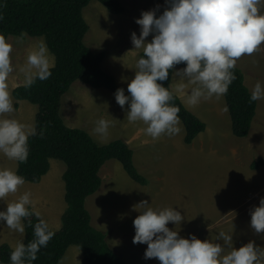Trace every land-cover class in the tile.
I'll use <instances>...</instances> for the list:
<instances>
[{
    "label": "rangeland",
    "instance_id": "374dc122",
    "mask_svg": "<svg viewBox=\"0 0 264 264\" xmlns=\"http://www.w3.org/2000/svg\"><path fill=\"white\" fill-rule=\"evenodd\" d=\"M120 1L125 10L119 15L110 14L96 0L89 2L82 10V17L88 25L83 42L92 53L105 54L102 70L113 76L117 87L123 88L128 95L127 84L134 78L136 60L142 52L134 50L130 39L133 32L139 36L140 26L135 20L148 10L156 9L157 15H160L167 5L165 0ZM14 37L7 38L13 43L11 55L16 69L9 77L11 95L16 87L23 85L19 67L25 62L29 48L42 38L27 36L24 44L17 45ZM151 39V35L146 38L148 42ZM253 55L255 60L257 56L262 60L256 67V73L258 80L264 82V45ZM176 69L182 68L175 67L173 71ZM250 72L255 71L250 68ZM175 87L172 75L171 91H175ZM173 93L180 95L184 107L205 124V131L189 145L183 142V125V131L172 138L163 136L152 140L145 135L142 122H128V105L122 109L114 94L105 89H93L76 81L62 96L60 117L64 124L68 128L87 132L99 145L115 140L128 144L137 172L148 182L146 186H140L127 176L118 161H107L99 171L100 188L85 200L92 227L105 234L107 244L126 264H159L155 258H144L146 244L133 243V220L139 215L133 206L140 201H148L153 208L174 207L179 211L184 220L175 230H179L183 238H189L191 234L201 241H215L219 232H229L233 227V247L239 248L249 240L264 247V233L256 234L252 230L249 215L264 197V100H260V120L257 118L256 127L254 116L248 135L237 138L231 133L228 112L223 111L224 97L188 106L186 90ZM13 101L16 109L14 118L22 123L35 124L38 107L26 101ZM99 119L111 121L109 135L103 140L92 134ZM259 159L262 163L251 169V165ZM49 163V171L39 183H25L17 193L0 201V210L29 191L34 210L41 213L52 230L58 231L66 208L62 181L65 165L58 160H50ZM0 167L15 169L16 165L0 155ZM251 190H260L262 195L249 202L253 194L252 191L248 196ZM167 226L170 229L175 227L172 223ZM21 239L24 236L0 224V246L6 244L14 249ZM81 260L80 249L70 246L58 264H80Z\"/></svg>",
    "mask_w": 264,
    "mask_h": 264
},
{
    "label": "clouds",
    "instance_id": "9594fccd",
    "mask_svg": "<svg viewBox=\"0 0 264 264\" xmlns=\"http://www.w3.org/2000/svg\"><path fill=\"white\" fill-rule=\"evenodd\" d=\"M165 4L162 14L157 15L156 9L148 10L135 20L140 26L139 36L133 32L130 39L134 50H142V55L136 60L134 78L127 84L128 95L123 88L114 93L122 109L128 105V122H142L145 135L154 141L163 136L172 138L183 131L173 92L162 84L169 79L170 70L185 65L172 75L175 91L186 90L188 106L220 100L237 79L234 72L237 61L252 56L264 45V0H165ZM3 19L0 14V21ZM150 35L152 39L148 42L146 38ZM27 36L22 31L14 37L15 44H24ZM12 52L13 43L0 34V155L16 165L15 169L0 167V201L25 185V177L17 169L28 160L29 138L37 135L43 138L45 132L41 129L38 133L35 124L22 123L13 116L16 109L9 77L16 69ZM54 66L45 39L39 38L19 67L23 87L28 89L37 80H48ZM258 100H264V82L259 80L251 89L249 103ZM223 111H228L226 105ZM110 127L111 121L99 119L92 134L103 140ZM31 197V192L25 191L0 210V224L21 237L25 234V222L33 228L31 241L27 244L23 239L17 241L10 253V264H33L41 248H46L55 235L41 213L34 210ZM133 207L139 212L133 220V243L147 245L145 259L155 258L159 264H264V247L254 241L233 247V227L229 232H219L215 241H201L191 234L183 238L175 229L184 216L174 207L153 208L148 201H140ZM249 215L252 230L264 233V197ZM33 216L38 221L35 224ZM169 223L175 227L170 229Z\"/></svg>",
    "mask_w": 264,
    "mask_h": 264
},
{
    "label": "trees",
    "instance_id": "16d2710c",
    "mask_svg": "<svg viewBox=\"0 0 264 264\" xmlns=\"http://www.w3.org/2000/svg\"><path fill=\"white\" fill-rule=\"evenodd\" d=\"M92 0H0V34L6 38L18 36L26 31L30 37H42L54 57L52 75L46 81H39L28 89L22 86L12 91L15 101H26L38 107L34 123L39 135L29 138V157L20 164L17 171L25 177L26 183L37 184L47 174L50 160L65 165L62 175L64 183L65 211L61 216V227L46 248H41L33 264H58L70 246L80 249V264H126L107 244L103 232L92 227L85 200L100 188L99 171L110 160L118 161L127 176L139 184H148L133 164V152L123 141L115 140L106 145L97 144L85 131L68 128L60 117L62 96L78 81L93 89H105L114 94L117 84L113 76L104 72L101 63L105 54L92 53L83 42L88 25L82 17V10ZM107 12L119 15L124 12L120 0H96ZM142 55V52L140 53ZM139 55V56H140ZM182 63L175 67L183 68ZM237 79L229 86L224 96L228 108L232 134L237 138L248 135L256 114L257 101L249 103L250 91L244 84V77L236 66ZM173 70L169 79L162 82L170 89ZM174 95V104L180 108L179 116L185 130L184 143L189 145L202 132L205 124L190 113L180 99ZM257 163L251 165L256 169ZM32 223L37 221L31 217ZM24 243L33 239V228L25 222ZM11 249L0 246V264H10Z\"/></svg>",
    "mask_w": 264,
    "mask_h": 264
},
{
    "label": "crops",
    "instance_id": "0c3cea01",
    "mask_svg": "<svg viewBox=\"0 0 264 264\" xmlns=\"http://www.w3.org/2000/svg\"><path fill=\"white\" fill-rule=\"evenodd\" d=\"M260 61L261 58L259 56H257V59L255 60V56H251L250 58H241L240 60L237 61V65L238 67L240 68L243 76H244V79H245V86L248 88V90L251 92V89L252 87L254 86V84L256 83V81H258V74L256 73V67L261 63ZM250 68L252 70H254L255 72H250ZM253 77H255L253 79ZM172 92H175L172 90ZM177 96V95H176ZM179 99L181 98L180 95L177 96ZM261 101L258 100L257 101V108H256V114H255V120H254V127H256L255 124H257V118L259 117L258 116V113L261 112ZM230 119V118H229ZM258 120H260V118H258ZM230 129H231V126H230ZM87 133V132H86ZM232 133V132H231ZM88 134V133H87ZM90 135V134H89ZM91 137V135H90ZM184 140V139H183ZM184 142V141H183ZM110 143V142H109ZM125 143V142H124ZM126 144V143H125ZM185 144V143H184ZM250 144V143H249ZM252 144H254V142H252ZM106 145V144H104ZM128 145V144H127ZM250 146V145H249ZM261 160V159H260ZM259 161V160H258ZM262 161V160H261ZM262 163V162H261ZM260 163V164H261ZM258 164V166L260 165ZM252 169V168H251ZM253 190H251L249 193H248V196L251 195V192ZM260 191V190H259ZM259 191H253V194L251 197H249V202L251 201V199H253L254 197H260L262 194L259 193Z\"/></svg>",
    "mask_w": 264,
    "mask_h": 264
}]
</instances>
